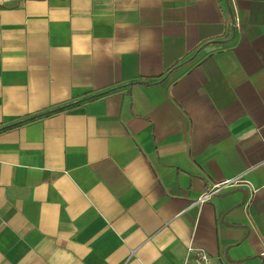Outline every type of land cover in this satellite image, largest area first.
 <instances>
[{"label": "crops", "instance_id": "obj_1", "mask_svg": "<svg viewBox=\"0 0 264 264\" xmlns=\"http://www.w3.org/2000/svg\"><path fill=\"white\" fill-rule=\"evenodd\" d=\"M189 245L264 264V0H0V264Z\"/></svg>", "mask_w": 264, "mask_h": 264}, {"label": "built area", "instance_id": "obj_2", "mask_svg": "<svg viewBox=\"0 0 264 264\" xmlns=\"http://www.w3.org/2000/svg\"><path fill=\"white\" fill-rule=\"evenodd\" d=\"M240 180L242 179L239 177L236 180L225 179L213 183L210 187L200 192L196 196V198L191 202V205L202 204L203 202L210 199L212 196L221 193L222 191L228 189L230 186ZM250 190L253 191L252 186H250ZM179 264H209V257L204 250L200 248H193L189 245L186 249V256L183 258V260L180 261Z\"/></svg>", "mask_w": 264, "mask_h": 264}, {"label": "trees", "instance_id": "obj_3", "mask_svg": "<svg viewBox=\"0 0 264 264\" xmlns=\"http://www.w3.org/2000/svg\"><path fill=\"white\" fill-rule=\"evenodd\" d=\"M59 109H61V107L55 108L54 110H59Z\"/></svg>", "mask_w": 264, "mask_h": 264}]
</instances>
